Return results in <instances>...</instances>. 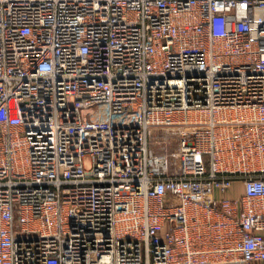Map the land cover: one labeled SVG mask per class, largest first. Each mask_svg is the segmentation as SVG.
Returning a JSON list of instances; mask_svg holds the SVG:
<instances>
[{
	"label": "built area",
	"instance_id": "obj_1",
	"mask_svg": "<svg viewBox=\"0 0 264 264\" xmlns=\"http://www.w3.org/2000/svg\"><path fill=\"white\" fill-rule=\"evenodd\" d=\"M0 264H264V0H0Z\"/></svg>",
	"mask_w": 264,
	"mask_h": 264
},
{
	"label": "rangeland",
	"instance_id": "obj_2",
	"mask_svg": "<svg viewBox=\"0 0 264 264\" xmlns=\"http://www.w3.org/2000/svg\"><path fill=\"white\" fill-rule=\"evenodd\" d=\"M157 150H162L161 145H158V146H157ZM237 188H238L239 190H241V188H240L239 186H238Z\"/></svg>",
	"mask_w": 264,
	"mask_h": 264
}]
</instances>
